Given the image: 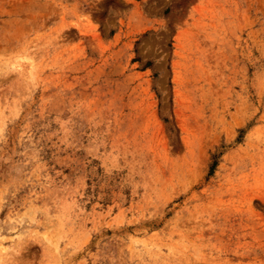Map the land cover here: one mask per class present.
Masks as SVG:
<instances>
[{"label":"rangeland","instance_id":"rangeland-1","mask_svg":"<svg viewBox=\"0 0 264 264\" xmlns=\"http://www.w3.org/2000/svg\"><path fill=\"white\" fill-rule=\"evenodd\" d=\"M0 264H264V0H0Z\"/></svg>","mask_w":264,"mask_h":264}]
</instances>
